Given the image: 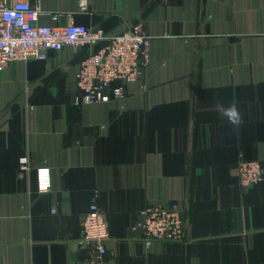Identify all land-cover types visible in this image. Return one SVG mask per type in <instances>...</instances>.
<instances>
[{"label": "crops", "instance_id": "obj_1", "mask_svg": "<svg viewBox=\"0 0 264 264\" xmlns=\"http://www.w3.org/2000/svg\"><path fill=\"white\" fill-rule=\"evenodd\" d=\"M26 1L39 25L70 19L106 35L140 25L150 64L123 99L80 106L87 51L0 71V264H85L76 241L93 201L109 231L104 264H264V182L244 190L236 176L242 160L264 170V0H88L86 11L80 0ZM217 100L239 106L238 132ZM149 204L183 211L184 242L144 246L133 226Z\"/></svg>", "mask_w": 264, "mask_h": 264}, {"label": "built area", "instance_id": "obj_2", "mask_svg": "<svg viewBox=\"0 0 264 264\" xmlns=\"http://www.w3.org/2000/svg\"><path fill=\"white\" fill-rule=\"evenodd\" d=\"M87 7L88 0L79 1L80 11H86ZM40 15L39 8L26 0L12 3L0 0V71L12 62L45 61L50 52H58L64 47L87 51L76 73L78 95L73 100L75 106L123 99L124 87L139 81L150 64V37L138 24L111 37L100 29L75 24L70 19L60 26L39 25ZM100 44L103 45L97 47ZM28 170V159L21 158L20 173ZM236 176L239 187L248 190L264 181V170L258 161H240ZM34 177L36 194H48L51 190L50 169L46 166L35 168ZM133 230L139 231L147 248L153 242L180 243L186 239L183 211L175 205H146L138 213ZM108 238L105 216L93 201L82 217L76 241L79 248L90 253L85 264H104Z\"/></svg>", "mask_w": 264, "mask_h": 264}, {"label": "clouds", "instance_id": "obj_3", "mask_svg": "<svg viewBox=\"0 0 264 264\" xmlns=\"http://www.w3.org/2000/svg\"><path fill=\"white\" fill-rule=\"evenodd\" d=\"M215 108L223 116L229 125H231V132H238L244 124L243 113L239 106L235 103L225 105L220 100L215 102Z\"/></svg>", "mask_w": 264, "mask_h": 264}, {"label": "trees", "instance_id": "obj_4", "mask_svg": "<svg viewBox=\"0 0 264 264\" xmlns=\"http://www.w3.org/2000/svg\"><path fill=\"white\" fill-rule=\"evenodd\" d=\"M102 45H103V44H100V45L97 46V47H101ZM242 161H244V160H242ZM259 163H260V162H259ZM260 165H261V164H260ZM261 167H262V165H261ZM262 169H263V167H262ZM263 182H264V181H263ZM263 182H262V183H263ZM262 183H260V184H262ZM260 184H258V185H260ZM238 186H239V185H238ZM255 186H257V185H255ZM255 186H252V187H255ZM252 187H251V188H252ZM249 189H250V188H249ZM90 204H91V203H90ZM88 208H89V207H88ZM87 211H88V210H87ZM108 233H109V231H108Z\"/></svg>", "mask_w": 264, "mask_h": 264}, {"label": "water", "instance_id": "obj_5", "mask_svg": "<svg viewBox=\"0 0 264 264\" xmlns=\"http://www.w3.org/2000/svg\"><path fill=\"white\" fill-rule=\"evenodd\" d=\"M124 31H125V30H123V31H121V32H118V33H112L110 36H111V37H112V36H117V35L123 33Z\"/></svg>", "mask_w": 264, "mask_h": 264}]
</instances>
